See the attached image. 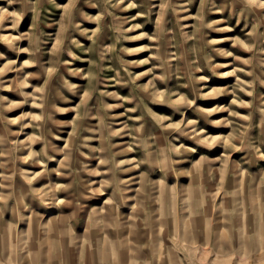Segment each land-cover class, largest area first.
<instances>
[{"label": "rangeland", "instance_id": "obj_1", "mask_svg": "<svg viewBox=\"0 0 264 264\" xmlns=\"http://www.w3.org/2000/svg\"><path fill=\"white\" fill-rule=\"evenodd\" d=\"M0 264H264V0H0Z\"/></svg>", "mask_w": 264, "mask_h": 264}]
</instances>
